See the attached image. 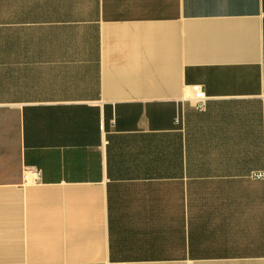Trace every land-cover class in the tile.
Returning <instances> with one entry per match:
<instances>
[{
  "label": "crops",
  "instance_id": "0c3cea01",
  "mask_svg": "<svg viewBox=\"0 0 264 264\" xmlns=\"http://www.w3.org/2000/svg\"><path fill=\"white\" fill-rule=\"evenodd\" d=\"M0 264H264V0H0Z\"/></svg>",
  "mask_w": 264,
  "mask_h": 264
},
{
  "label": "built area",
  "instance_id": "2783aa9c",
  "mask_svg": "<svg viewBox=\"0 0 264 264\" xmlns=\"http://www.w3.org/2000/svg\"><path fill=\"white\" fill-rule=\"evenodd\" d=\"M190 90L192 93V100L195 102L196 106L201 109L206 99L204 91L199 85L191 86ZM28 174L32 175L33 178H38V171H34L32 169H26L25 175H28Z\"/></svg>",
  "mask_w": 264,
  "mask_h": 264
}]
</instances>
